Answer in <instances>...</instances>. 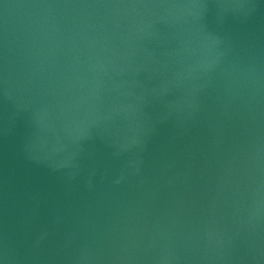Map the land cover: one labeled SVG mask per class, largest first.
Instances as JSON below:
<instances>
[{
  "label": "water",
  "instance_id": "95a60500",
  "mask_svg": "<svg viewBox=\"0 0 264 264\" xmlns=\"http://www.w3.org/2000/svg\"><path fill=\"white\" fill-rule=\"evenodd\" d=\"M0 264H264V0H0Z\"/></svg>",
  "mask_w": 264,
  "mask_h": 264
}]
</instances>
